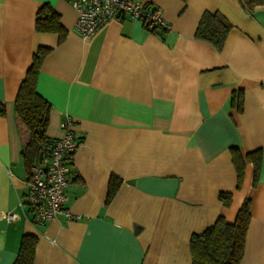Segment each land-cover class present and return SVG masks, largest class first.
<instances>
[{
	"label": "crops",
	"instance_id": "obj_1",
	"mask_svg": "<svg viewBox=\"0 0 264 264\" xmlns=\"http://www.w3.org/2000/svg\"><path fill=\"white\" fill-rule=\"evenodd\" d=\"M170 25L163 37L131 17L88 39L70 0H0V264H12L24 234L37 237L32 264H191L190 238L219 216L250 220L239 264H264V6L240 0H142ZM49 4L65 30L35 28ZM231 27L222 47L195 37L203 12ZM39 47L48 48L37 91L50 104L46 134L65 116L79 145L63 214L43 225L19 202L28 190L14 114L18 87ZM242 94V109L231 105ZM244 161L237 185L230 148ZM262 151L257 180L246 154ZM121 182L106 201L108 182ZM220 192L231 200L224 205ZM14 214V220H7Z\"/></svg>",
	"mask_w": 264,
	"mask_h": 264
},
{
	"label": "trees",
	"instance_id": "obj_2",
	"mask_svg": "<svg viewBox=\"0 0 264 264\" xmlns=\"http://www.w3.org/2000/svg\"><path fill=\"white\" fill-rule=\"evenodd\" d=\"M242 5L251 10L256 6H264V0H240ZM144 8H153V4L144 2ZM142 26L154 34L163 37L167 29H157L149 24ZM230 23L220 13L205 11L202 13L195 37L220 49L230 30ZM35 28L39 32L58 33L63 38L65 30L59 22V14L49 5L44 4L37 12ZM48 53V48L39 47L32 56V62L21 81L14 100V114L22 140V159L26 171L32 165L40 162L50 151L55 139L47 136L51 104L37 91L40 66ZM231 105L237 111L242 109V94L239 92L231 98ZM5 115V107L0 104V116ZM231 159L236 171L237 185L242 182L244 161L237 148H230ZM246 161L251 163L254 181L257 180L262 151L257 149L246 154ZM74 176V175H73ZM121 180L111 175L108 182L106 201L113 197ZM219 199L228 205L231 195L220 192ZM250 220V201L244 200L237 211L233 222H228L219 216L215 222L200 233L192 234L190 238L191 264H239L244 252L245 235ZM37 237L34 234H24L19 243L15 260L12 264H32Z\"/></svg>",
	"mask_w": 264,
	"mask_h": 264
},
{
	"label": "built area",
	"instance_id": "obj_3",
	"mask_svg": "<svg viewBox=\"0 0 264 264\" xmlns=\"http://www.w3.org/2000/svg\"><path fill=\"white\" fill-rule=\"evenodd\" d=\"M70 3L77 11L74 28L84 39L91 37L114 18L131 17L157 29L170 28L160 8L153 5L152 9H145L142 0H70ZM61 130V136L54 140L47 156L31 166L28 190L19 202L29 208L31 220L37 225H43L47 220L62 214L70 220L81 217L67 210L64 205L66 190L73 177V157L79 145L71 117L62 119ZM14 218V214L7 215L9 221Z\"/></svg>",
	"mask_w": 264,
	"mask_h": 264
}]
</instances>
